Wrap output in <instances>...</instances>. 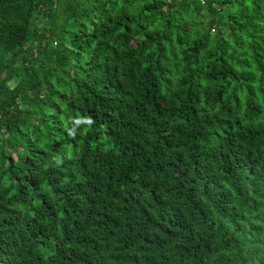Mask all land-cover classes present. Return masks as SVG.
Returning <instances> with one entry per match:
<instances>
[{"label":"trees","instance_id":"obj_1","mask_svg":"<svg viewBox=\"0 0 264 264\" xmlns=\"http://www.w3.org/2000/svg\"><path fill=\"white\" fill-rule=\"evenodd\" d=\"M0 264H264V0H0Z\"/></svg>","mask_w":264,"mask_h":264},{"label":"built area","instance_id":"obj_2","mask_svg":"<svg viewBox=\"0 0 264 264\" xmlns=\"http://www.w3.org/2000/svg\"><path fill=\"white\" fill-rule=\"evenodd\" d=\"M201 4L206 5L208 4L211 0H199ZM212 31H216V25L213 26ZM56 43V42H55Z\"/></svg>","mask_w":264,"mask_h":264},{"label":"rangeland","instance_id":"obj_3","mask_svg":"<svg viewBox=\"0 0 264 264\" xmlns=\"http://www.w3.org/2000/svg\"><path fill=\"white\" fill-rule=\"evenodd\" d=\"M8 75H9V73H6V74H5V76H8Z\"/></svg>","mask_w":264,"mask_h":264}]
</instances>
